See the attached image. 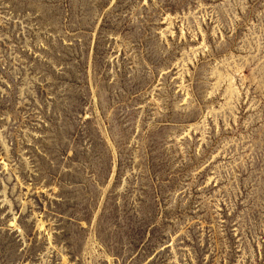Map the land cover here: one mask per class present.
I'll return each mask as SVG.
<instances>
[{"label": "rangeland", "instance_id": "1", "mask_svg": "<svg viewBox=\"0 0 264 264\" xmlns=\"http://www.w3.org/2000/svg\"><path fill=\"white\" fill-rule=\"evenodd\" d=\"M0 264H264V0H0Z\"/></svg>", "mask_w": 264, "mask_h": 264}]
</instances>
